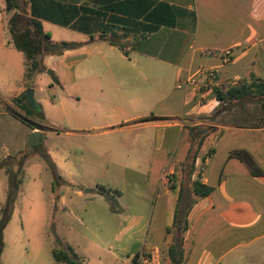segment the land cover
<instances>
[{
    "label": "crops",
    "instance_id": "obj_1",
    "mask_svg": "<svg viewBox=\"0 0 264 264\" xmlns=\"http://www.w3.org/2000/svg\"><path fill=\"white\" fill-rule=\"evenodd\" d=\"M23 1V17L53 43L77 46L43 56L26 80L8 31L14 11L5 15L0 0V163L30 148L34 132L43 136L15 116L25 118L14 100L30 90L48 130L87 138L99 185L72 193L98 235L86 251L71 246L81 264H264L262 106L245 98L222 109L201 74L214 69L221 87L264 80V0ZM43 75L53 81L35 86ZM187 78L195 85L177 88ZM71 88L83 89L89 107L64 106L78 95ZM235 151L250 165L230 158ZM196 184L211 192L197 196Z\"/></svg>",
    "mask_w": 264,
    "mask_h": 264
},
{
    "label": "rangeland",
    "instance_id": "obj_2",
    "mask_svg": "<svg viewBox=\"0 0 264 264\" xmlns=\"http://www.w3.org/2000/svg\"><path fill=\"white\" fill-rule=\"evenodd\" d=\"M1 9L9 16L10 13L4 4ZM52 81V78L43 75L40 81L34 84L47 87L48 82ZM70 92L78 95L64 96L62 103L66 108L89 107V102L85 99L86 95H81L83 89L71 88ZM42 96L50 99L54 95ZM70 96L72 99L69 98ZM246 101L255 103L250 98ZM240 102L227 100L219 107L230 110L238 107ZM261 111L264 115V108L261 107ZM39 129L43 132L40 145L28 148L19 156L11 157L12 160L4 168L6 172L9 169V173L0 172L1 222L5 221L10 180L16 183L22 178V184L14 193L13 211L4 226L0 264H59L52 256L53 249L60 250L66 246H74L78 252L76 246H79L81 250L86 251L91 247V241L98 235V230L86 217L79 214V211H82V202L77 201L72 193L76 190L85 192L99 185V173L93 167L88 168L85 162L86 157L87 159L91 157L87 138L67 136L63 129L53 131L54 133L44 127ZM15 160H17L16 164ZM262 161L264 164V159ZM19 163L21 172H19ZM95 166H99V160L96 161ZM59 177H62V180ZM61 195H64L68 201V210L74 208L76 211L72 212V215L67 214L66 208L61 205L59 201ZM93 198L94 192L85 193L86 200ZM125 198L129 199L130 196L126 195ZM53 200L56 203L52 202ZM111 205L117 213L123 212L120 204ZM99 237L104 238L100 233ZM101 247L102 256L112 258L111 253L108 252L109 246L101 245Z\"/></svg>",
    "mask_w": 264,
    "mask_h": 264
},
{
    "label": "trees",
    "instance_id": "obj_3",
    "mask_svg": "<svg viewBox=\"0 0 264 264\" xmlns=\"http://www.w3.org/2000/svg\"><path fill=\"white\" fill-rule=\"evenodd\" d=\"M6 5V10L14 14L10 17L8 22V31L12 37V43L15 48L22 52L26 58L27 71L25 79H32L37 73L41 71V58L47 55H61L64 52L71 50L77 46L74 43H53L50 35L43 31L42 24L32 18H24L22 15L23 0H3ZM23 21V23H22ZM56 83H58L56 81ZM214 98L224 103V101H239L245 98H250L254 101H259L262 108H264V80L252 77L250 82H245L239 86L220 87L215 90ZM14 103L25 113V118L15 115L30 127L38 126L46 128V119L42 113L40 106L36 109H31L27 104L26 95L14 100ZM32 120V121H31ZM192 152V149H191ZM230 158H237L250 165V159L245 152L235 151L230 154ZM12 158L5 159L0 163V168H5ZM14 162V160H13ZM17 160H15V164ZM19 172H21V165L18 164ZM9 173V169L7 170ZM11 179V178H10ZM22 184V178H19L16 183L10 180L9 195L5 208V221H0V257L3 250V230L6 221H8L11 212L13 211L14 193ZM211 192L210 188L196 184L194 186V193L199 197H205ZM113 212L115 208L111 205ZM174 253V251H173ZM52 256L55 262L59 264H81L78 257L73 252L70 246L64 249H53Z\"/></svg>",
    "mask_w": 264,
    "mask_h": 264
},
{
    "label": "built area",
    "instance_id": "obj_4",
    "mask_svg": "<svg viewBox=\"0 0 264 264\" xmlns=\"http://www.w3.org/2000/svg\"><path fill=\"white\" fill-rule=\"evenodd\" d=\"M225 55V62L226 63H230L231 62V52L230 51H226L224 52ZM201 74L204 76L205 78V84L203 85L204 89L207 90V92L211 95L214 96L215 90L217 88H220L221 86L218 85L217 82V72L214 69H207V70H203L201 71ZM184 85H195V81L194 78H187L184 81H179L177 83V88H182ZM124 264H136L135 262L131 261L129 263H124Z\"/></svg>",
    "mask_w": 264,
    "mask_h": 264
},
{
    "label": "water",
    "instance_id": "obj_5",
    "mask_svg": "<svg viewBox=\"0 0 264 264\" xmlns=\"http://www.w3.org/2000/svg\"><path fill=\"white\" fill-rule=\"evenodd\" d=\"M48 74H51V72H48ZM26 98H27L29 107L31 109H35L37 107V105L35 104V102L33 100V92L31 90L28 91ZM40 142H41L40 132H34L29 139V146L30 147H36L40 144Z\"/></svg>",
    "mask_w": 264,
    "mask_h": 264
}]
</instances>
